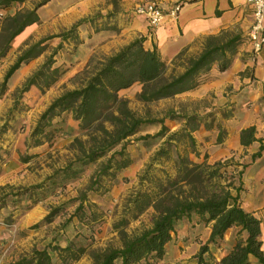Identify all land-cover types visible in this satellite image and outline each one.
Returning <instances> with one entry per match:
<instances>
[{
	"label": "trees",
	"instance_id": "1",
	"mask_svg": "<svg viewBox=\"0 0 264 264\" xmlns=\"http://www.w3.org/2000/svg\"><path fill=\"white\" fill-rule=\"evenodd\" d=\"M25 1L28 0H0V9ZM48 2L50 0H41L32 11L19 12L3 20L0 59L18 35L27 27L38 24L37 11ZM87 23L94 26L93 19L80 20L63 39ZM103 30L94 29V32ZM47 40L49 38L32 45L22 54L7 73L2 92L6 82L17 70H23L43 53L41 45ZM240 41L239 34L222 31L204 38L197 53L184 49L168 61L155 48L145 49L144 39L137 38L108 56H92L78 74L77 87L54 99L40 115L25 141L27 149L51 143L64 130V116H69L77 134L87 135L88 145L81 148L80 154L64 168L55 171L44 184L36 185L23 194L42 190L47 184L48 188L63 189L66 183L78 179L86 167L104 160L86 190L93 195L104 196L108 192L105 183L115 186L120 174L133 162L126 152L128 141L145 127L160 126L155 135L136 139L146 148L157 145V149L139 175L137 187L125 200L120 221L113 226L120 246L92 253V264H159L165 255V246L175 232V226L184 220H194L209 229L207 242L200 246L194 256L196 264H264L261 222L240 205V193L243 190L241 178L247 166L233 163L232 159L208 164L206 157L202 162H194L192 158L198 160L200 157L193 138V133L199 127L195 116L178 117L172 112L167 113L165 119L178 118L183 122L179 130L169 132L163 120L138 116L129 109L127 101L118 96L119 92L133 85L140 86L136 98L143 104L192 92L199 87V79L213 67L220 73L229 68ZM79 44L80 41H77L75 46ZM59 48L27 79L20 95L33 87L43 92L57 82L59 70L52 69V66ZM57 120L59 123H55ZM217 141H221V134ZM255 141L254 128L241 131L242 147H248ZM74 142L81 144L77 139ZM258 142L259 151L251 157L252 161L264 153L262 140ZM78 202L69 221L76 219L86 229L89 234L84 239L88 242L87 246L67 244L57 258L58 263H54L52 256L43 249L34 250L11 264L77 262L94 242V235L104 218V211L99 206L90 205L86 194L81 195ZM149 210L152 211L149 226L136 234L127 235L124 230L128 223ZM52 217H47L45 222H49ZM230 229L236 230L235 243L219 261H215L209 246L219 247Z\"/></svg>",
	"mask_w": 264,
	"mask_h": 264
},
{
	"label": "rangeland",
	"instance_id": "2",
	"mask_svg": "<svg viewBox=\"0 0 264 264\" xmlns=\"http://www.w3.org/2000/svg\"><path fill=\"white\" fill-rule=\"evenodd\" d=\"M40 1L28 0L25 3L26 8L21 11L33 9ZM110 2H115V0H110ZM137 6L133 9L135 14ZM162 11L164 13L163 9ZM119 13L117 8L107 3V0H53L49 8L42 13L46 19L45 22L27 29L21 38L10 46L7 55L0 59L2 61L0 62V67H2L0 69V98L5 93V99L9 105L8 108L0 111V264H11L30 255L34 250L43 249H46L52 256L54 263H58L57 258L67 244L72 243L74 247L87 246L88 242L84 239L89 234L86 229L79 225L76 219L69 221V217L79 205L78 199L83 194H86L90 205L101 207L104 211V218L100 229L94 235V242L87 247L86 253L77 262L70 264H92L90 260L92 253L120 246V239L113 231V226L120 221L125 200L137 187L139 175L157 149V145L146 148L136 139L145 135H155L160 130L159 125L143 128L139 134L128 141L126 152L133 162L120 174L123 177L119 176L115 186L109 182L105 183L108 192L104 196L100 197L86 191L104 160L86 167L78 179L66 183L63 189L48 188L47 184L42 190L23 194L24 191L36 185L44 184L55 171L64 168L78 156L81 148L87 147V135L77 134L76 130H73L69 116H64L62 127L64 130L62 129V133L51 143L27 149L25 141L50 103L64 92L77 87L78 74L85 65L76 72L66 70L64 67H67V59L76 50L75 44L80 39L79 34L85 40L91 36L94 29L118 31L117 28L123 20L118 15ZM83 19H93L94 26L91 27L87 23V28L79 32L76 30L64 40V35L69 33L71 27ZM230 32L240 35V44L247 42V34H242L240 30ZM111 36L108 34L103 40H99V46L110 41ZM48 38L49 40L41 45L44 49L43 53L27 68H23L22 64L23 70L19 69L11 76L2 92L5 77L10 68L17 63L29 47ZM57 47L60 48L53 58L52 66V69L59 70L60 77L57 82L43 92L33 87L31 88L33 90L30 89L20 95L19 92L27 79L40 69ZM92 56L98 58L106 55L96 48L90 58ZM139 92L140 86L133 85L119 92L118 96L127 101L129 109L138 116L151 120H163V125L169 132L179 130L183 124L178 118L176 120L165 119L169 112L178 117L195 116L199 126L204 124L207 127L216 121L217 110L212 106L213 100L209 99L210 96L198 99L184 93L173 98L143 104L137 101L136 96ZM57 121L55 123H59V120ZM75 139L81 144L74 142ZM192 160L200 162L194 158ZM232 161L238 163V161ZM244 200L245 197L241 193L240 205L247 211L248 206L244 204ZM250 200L253 199L247 198L248 204ZM151 212L149 210L136 220L130 221L124 230L126 234L130 236L147 228ZM50 215L53 217L49 222H45ZM183 222H187L189 228L195 221L184 220ZM260 222L262 248H264V226L261 220ZM199 226L198 233L202 237L207 227L203 224ZM192 228H194L193 225ZM235 235L236 230L230 229L224 235L219 247L209 246V252L215 261H219L224 253L234 245ZM189 252L191 253V250ZM183 264H196V262L194 257H190ZM251 264L257 263L252 262Z\"/></svg>",
	"mask_w": 264,
	"mask_h": 264
},
{
	"label": "crops",
	"instance_id": "3",
	"mask_svg": "<svg viewBox=\"0 0 264 264\" xmlns=\"http://www.w3.org/2000/svg\"><path fill=\"white\" fill-rule=\"evenodd\" d=\"M145 1L149 0H107V3L118 9V15L123 18L118 31H93L85 40L79 34L80 44L67 59L68 65L64 68L76 72L86 64L96 48L108 56L137 38L144 39L145 49L155 48L164 60L169 61L184 49L197 53L204 38L222 31L240 30L242 34H247L252 24L251 8L246 0H152L161 6L165 15L158 27L151 28L143 16L133 13L134 7ZM26 2L28 1L13 3L0 9V29L5 18L23 12L21 10L26 8ZM52 2L50 0L37 11L38 24L45 22L42 13ZM175 4H179V11L174 19L168 13ZM38 24L27 27L10 46L27 29ZM85 28L87 24L78 27L77 32ZM105 34H111L112 39L99 46V40H103ZM9 51L10 48L7 53ZM199 81V87L187 95L198 99L210 96L217 114L213 125L205 127L201 124L193 133L197 152L200 154L197 161L202 162L206 157V162L213 164L232 159L238 161V164L246 165L241 178V193L245 197L244 204L248 206L246 212L258 217L264 226V153L254 161L251 159L259 151L258 141L262 140L264 144V49L255 54L248 42L239 44L236 55L225 72L220 73L213 67ZM5 96L4 93L0 98V111L9 107ZM248 128H254L256 141L248 147H242L240 133ZM220 134L221 141L218 142ZM247 198L253 200L248 204ZM192 225L188 228V223L182 221L175 226V232L166 244L165 255L159 264H183L194 257L200 246L207 242L209 229L200 237L199 224L194 222Z\"/></svg>",
	"mask_w": 264,
	"mask_h": 264
},
{
	"label": "built area",
	"instance_id": "4",
	"mask_svg": "<svg viewBox=\"0 0 264 264\" xmlns=\"http://www.w3.org/2000/svg\"><path fill=\"white\" fill-rule=\"evenodd\" d=\"M251 8L252 24L247 33V42L253 53H259L264 49V0H246ZM179 11V4H175L169 9L168 15L176 18ZM136 14L143 16L151 28H156L164 18V13L160 5L152 0L145 1L137 6Z\"/></svg>",
	"mask_w": 264,
	"mask_h": 264
}]
</instances>
